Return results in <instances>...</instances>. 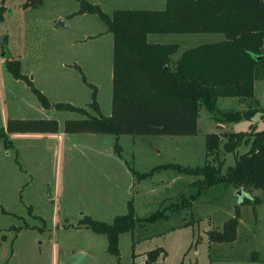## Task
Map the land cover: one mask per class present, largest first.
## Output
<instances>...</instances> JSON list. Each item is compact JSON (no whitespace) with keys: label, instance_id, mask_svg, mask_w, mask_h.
I'll list each match as a JSON object with an SVG mask.
<instances>
[{"label":"rangeland","instance_id":"374dc122","mask_svg":"<svg viewBox=\"0 0 264 264\" xmlns=\"http://www.w3.org/2000/svg\"><path fill=\"white\" fill-rule=\"evenodd\" d=\"M26 0H0V128L9 118L56 119V133H8L7 148L0 137V264H70L73 255L85 254L78 264H132L145 253L162 246L166 256L154 264H264V190L241 191L219 184L203 191L192 207L168 219L119 236V254L108 249L106 234L86 227L83 219L113 222L117 215L133 212L142 219L158 209L178 203L198 189L191 182L202 178L175 168L155 170L158 165H221L225 171L236 164L243 144L227 152L228 133L264 129V79L254 83L259 105L251 119L218 122L202 107L195 135L108 134L66 132L68 119L88 117L58 109L71 103L98 113L89 105L94 87L101 114L112 113L113 33L97 14H76L78 0H44L36 8H24ZM105 12L115 8L164 9L165 0H89ZM72 14V15H71ZM70 24L64 26L61 20ZM222 33L155 34L156 42L182 47L215 42ZM189 43V44H188ZM187 45V46H186ZM7 52V53H6ZM5 53V54H4ZM19 59L22 72L50 100L44 108L31 86L16 79L7 59ZM223 110H247L250 99L220 97ZM5 129V128H4ZM223 134L216 154H208L206 136ZM255 198L257 201L243 200ZM240 206L237 238L210 241L209 232L221 230ZM169 210V208L167 209ZM170 211V210H169ZM181 223L186 225L179 227ZM135 254V256H134Z\"/></svg>","mask_w":264,"mask_h":264},{"label":"trees","instance_id":"16d2710c","mask_svg":"<svg viewBox=\"0 0 264 264\" xmlns=\"http://www.w3.org/2000/svg\"><path fill=\"white\" fill-rule=\"evenodd\" d=\"M78 1L80 8L73 15L97 14L113 33L112 113L108 116L101 114L97 88L83 75L84 81L94 87L89 105L98 115L91 114L85 107L56 103L58 109L88 116L68 119L66 132L195 135L202 107L209 110L216 121L223 123L251 119L255 115L259 100L255 96L254 83L264 79V0H166V7L162 10L118 8L112 14L105 12L98 3ZM43 2L26 0L23 7L36 8ZM3 9L0 6V16ZM167 33H222L224 39L185 49L175 59L178 43L149 39L152 34ZM7 66L16 79H24L31 86L44 108L52 106L48 97L22 73L19 59L8 58ZM220 97H237L241 101L250 99L257 106L247 110H223L218 106ZM4 128H0V137L9 148L8 133H56L59 123L48 118L9 119ZM224 135H228L223 145L227 152H234L243 144L249 145L246 152L238 154L236 164L225 171L221 165L209 162L196 167L167 163L140 175L145 178L155 170L172 167L179 172L202 176L191 183L198 189L196 193L189 197L182 195L180 202L158 209L142 219L135 217L131 202L130 212L117 215L111 223L90 216L83 219V223L97 233L106 234L108 249L119 254L121 233L134 231L137 223L146 226L168 219L181 209H190L206 189L224 184L242 191L264 190V129ZM224 135L207 134L208 154L215 153L217 157ZM246 201L255 203L257 199L255 196L246 197L242 203ZM239 218L240 206L237 205L235 215L224 223L221 230L209 232L210 241L236 240ZM145 255L144 261L133 259L132 264H154L166 256V250L159 246Z\"/></svg>","mask_w":264,"mask_h":264},{"label":"crops","instance_id":"0c3cea01","mask_svg":"<svg viewBox=\"0 0 264 264\" xmlns=\"http://www.w3.org/2000/svg\"><path fill=\"white\" fill-rule=\"evenodd\" d=\"M166 1V0H165ZM97 3V2H96ZM99 4V3H98ZM115 9H118V8H115ZM121 9H152V8H121ZM155 10H162V9H155ZM77 12V11H76ZM73 14V13H72ZM71 14V15H72ZM86 14H88V13H82V15H86ZM90 14H92V13H90ZM66 22V21H65ZM67 24H70V20H67V22H66ZM153 35H155V34H152L150 37H149V39L151 40V41H153V42H156L155 40H153L152 39V36ZM224 35V34H223ZM224 39V36H223V38H221V39H219V40H217V41H221V40H223ZM217 41H215V42H217ZM206 43H209V42H206ZM179 44V43H178ZM189 44V43H188ZM187 46V45H186ZM194 46H197V45H194ZM194 46H189V47H182L181 48V45L179 44V50H178V52L174 55V58L175 59H178L179 58V56L181 55V53L185 50V49H188V48H191V47H194ZM21 66H22V64H21ZM23 73V72H22ZM24 74V73H23ZM26 75V74H25ZM112 76H113V72H112V75H111V78H112ZM29 77V76H28ZM32 80V79H31ZM33 81V80H32ZM92 84V83H91ZM9 119H14V118H9ZM8 119V120H9ZM8 120H7V122H8ZM7 125V124H6ZM6 125H5V127H6ZM192 183V182H191ZM172 214H175V213H172ZM183 224H186V223H181L180 225H179V227H182V226H184ZM161 258V257H160Z\"/></svg>","mask_w":264,"mask_h":264},{"label":"water","instance_id":"95a60500","mask_svg":"<svg viewBox=\"0 0 264 264\" xmlns=\"http://www.w3.org/2000/svg\"><path fill=\"white\" fill-rule=\"evenodd\" d=\"M61 22H62V24H63L64 26L67 25V23H66L63 19L61 20ZM262 58H264V56H262ZM241 191H242V190H239V193H240ZM84 255H85V254H83V253H78V254L73 255L72 258H71L70 264H78V261H79Z\"/></svg>","mask_w":264,"mask_h":264}]
</instances>
